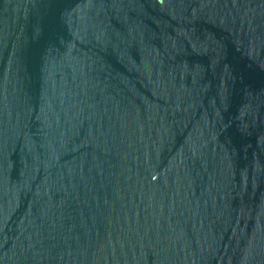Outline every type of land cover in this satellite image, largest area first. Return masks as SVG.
<instances>
[{
	"label": "water",
	"instance_id": "95a60500",
	"mask_svg": "<svg viewBox=\"0 0 264 264\" xmlns=\"http://www.w3.org/2000/svg\"><path fill=\"white\" fill-rule=\"evenodd\" d=\"M0 264H264V0H0Z\"/></svg>",
	"mask_w": 264,
	"mask_h": 264
}]
</instances>
